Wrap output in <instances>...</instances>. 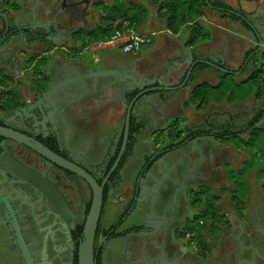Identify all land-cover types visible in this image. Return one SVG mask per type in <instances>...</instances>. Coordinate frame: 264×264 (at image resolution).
Instances as JSON below:
<instances>
[{
  "label": "flooded vegetation",
  "instance_id": "af4514ba",
  "mask_svg": "<svg viewBox=\"0 0 264 264\" xmlns=\"http://www.w3.org/2000/svg\"><path fill=\"white\" fill-rule=\"evenodd\" d=\"M234 12L238 15L234 20H239L246 34L254 39L238 69L231 70L237 74L251 64L264 45V17L259 20L257 13L247 14L238 8ZM18 20L0 16V53L3 47L10 54L11 48L4 46L8 41L54 40L58 31L71 28L55 19H33L20 24ZM219 62L229 69L225 62ZM135 74L139 76L138 70ZM138 86L142 87L123 91V118L112 135L106 136L84 133L91 128L90 113H81L69 105H38L33 98L20 100L10 108L4 100L0 101V126L25 134L30 142L42 144L72 167L48 159L22 141L0 135V264H86V227L98 195L101 209L93 237V264H185L180 253L174 252L176 246L169 245V236L179 234L176 230L186 225L183 202L190 186L186 180L193 179L195 164L204 157V140L219 142L222 136L238 131H232L233 119L229 117L214 128L206 127L204 118L202 126H183L181 143L169 146L168 123L161 145L151 147L158 128L147 125L140 111L135 110L137 102L149 94L139 92L150 86L142 82ZM133 98L134 120H129L122 150L126 109ZM259 109H264V105ZM66 112L71 117L80 114L78 128L83 132L79 135L69 137L62 133ZM262 114L260 124L264 111ZM253 115L242 125V132ZM131 126L136 127L134 133L129 131ZM143 142L141 158L134 167L136 152ZM184 148L189 149L183 151ZM171 152L181 155L173 159ZM193 152L198 155L194 163L189 159ZM24 169L36 174L38 182L26 177ZM204 186L198 183L191 190L197 192ZM242 232L241 227L236 234L241 251L227 253L218 264H252L243 256L244 249L252 244L243 243ZM196 257L203 258L198 254Z\"/></svg>",
  "mask_w": 264,
  "mask_h": 264
},
{
  "label": "rangeland",
  "instance_id": "374dc122",
  "mask_svg": "<svg viewBox=\"0 0 264 264\" xmlns=\"http://www.w3.org/2000/svg\"><path fill=\"white\" fill-rule=\"evenodd\" d=\"M93 1L95 0H8L7 4L5 0H0V16L6 15L9 18L13 17L15 20L19 19V24L23 22L26 23L33 19H38L41 22L48 19H55L57 22H63L64 25L71 27L84 24L80 15L75 14L80 13V11L84 9L83 17L88 23V28L97 21L99 16V12L95 11L91 6ZM104 1L107 3L111 2V0ZM136 1L144 5L155 7L148 0ZM224 1L230 4L234 9L238 8L240 11H244L247 14L253 12L257 13L259 20L264 17V0ZM205 12L206 15L203 16L205 20L222 26V28L217 30L218 28L216 26L210 25L211 28L216 29L213 31L219 34V42H222V50L227 58L225 61L223 59V62H225L230 70L238 69L246 55L245 51L250 49L254 39L246 34V30L242 28L239 20H231L227 15H221L215 10L206 9ZM72 13L75 14L74 17L71 15ZM204 26L208 28L207 23L204 24ZM38 30L43 33L41 27H39ZM52 43V39H45V41L42 40L41 42L31 41V43H24L17 39L13 42L8 41L4 46H6V48L9 46L8 49L11 48V52L8 54L10 58H7L9 64L11 62V68L20 71L24 60L26 61L29 56L32 57L34 54H39L42 48H45L47 45L50 46ZM228 43L230 45H228ZM94 46L100 50L103 49L102 47L112 45L96 46V44H94ZM261 48L262 49L256 55V62L258 63L257 68L261 62V53L264 51V45ZM120 51L121 50L115 49L112 52L118 53ZM10 59L12 60L10 61ZM257 68L252 67L251 63L244 71L237 73L236 78H244L251 70H256V75L257 77L260 76V83H262L264 81V75H261V71L257 70ZM3 71L5 72V70ZM6 71L12 78V74H14L12 70L9 68L6 69ZM219 73L218 71L214 73L206 71L202 77H197L195 80L192 78L190 84L199 81L216 83L221 76V73ZM14 78L18 81V86L14 89V92L17 93L20 100L25 101L27 97L33 99L39 96L35 93V89L32 88L31 74L26 73L20 78ZM4 88L0 87V89ZM182 95H185L187 99L181 103V111L179 109H172L171 107L169 113V126L171 123L175 122H180L179 124L182 126L189 125L190 127H195L197 124L202 126L204 125L202 122L203 118H206L207 124L205 126L214 128L215 125H220L224 119L227 120L229 117L233 119L234 125L232 131H240L246 120L262 105V101L259 98L257 99L251 95L234 102H228L225 98H222L220 101L211 100L206 105L197 107L191 100L190 90H187V92ZM113 105L116 106V103ZM118 113L123 114L122 107H120ZM262 125H264V121ZM165 127V124L157 127V136L153 138L155 143L151 144V147L156 143L161 145L160 141L165 132ZM151 128L155 129L154 127ZM243 136H246V134L243 133ZM140 138L144 139L143 134L140 135ZM139 148L134 158L135 162L132 165L134 167L141 158L144 142ZM187 149L189 148H184L183 151ZM203 149L204 157L195 164L193 179L190 177L186 180L190 186L188 190H186L187 197L183 202V218L184 224H186L188 222L187 220H190L199 209L204 207L203 199H205V193L202 192L201 189L197 190V192L195 189H191L198 183L205 185L204 187H208L214 208L217 209L215 223L208 224L206 229L202 231V233L207 236L208 251H204V249L196 243V240L192 238L191 234L186 231L185 226L183 227L182 225L176 230L179 234L169 236V245L172 244L176 246L174 252L177 251L180 253L179 255H181L185 264H201L203 261L204 264H218L219 258L223 261L224 255L227 253L230 255L231 253L241 251L237 241V235L242 227V235L244 236L243 243L245 245L252 244V247L244 249L243 256L249 260L251 259L252 264H264V188L261 185L262 180L256 178L254 176V170H251L247 174L246 196L241 198V201L238 202L234 201L231 196L233 184L229 179V172L230 170L236 171L239 169L242 162L248 158L249 153L242 148L238 142L229 138L221 139L219 142L211 139L204 140ZM170 154V157L173 159L181 155V153L177 152H171ZM197 156V153L193 152L189 157L190 161L194 163ZM199 198L201 200H198ZM185 220L187 222H185ZM169 254L171 255V253ZM197 254L203 256V258H197Z\"/></svg>",
  "mask_w": 264,
  "mask_h": 264
},
{
  "label": "crops",
  "instance_id": "0c3cea01",
  "mask_svg": "<svg viewBox=\"0 0 264 264\" xmlns=\"http://www.w3.org/2000/svg\"><path fill=\"white\" fill-rule=\"evenodd\" d=\"M146 6L148 7V14L144 23L136 31L148 34L149 40L134 52L113 53L112 51L115 49L121 50L115 45L105 46L102 47L103 49L98 50L93 42L82 48L79 39L68 37L58 44L53 42L52 46L47 45L42 48L36 59L28 67H25L24 63L26 62L24 60L19 71L11 68V62L9 64L7 59L10 57L2 47L0 67L5 70V73H7L6 69L9 68L14 73L12 74L13 83L9 87L17 88L18 81L14 77L20 78L26 73L31 74V66L39 58L46 57V63L42 67L49 77L47 87L70 79L68 83L50 96L54 104L69 105L81 113L83 111L90 113L91 128L85 129L84 133L93 136H106L112 135L114 127L118 128L123 118L118 110L120 107L124 108L125 106L124 90L139 87L140 82L147 86L157 85L159 75L164 72L163 65L175 67V62L181 61L180 67L171 73L174 80H171L169 76L162 79L163 84L166 85L169 82L176 83L178 75L187 65L184 60L175 58L180 49L191 47L192 59H217L222 62L223 59L224 61L227 59L222 50V42H219V34L214 33L213 30L216 29L210 27V25H214L219 30L222 26L205 20L203 16L200 17L199 20L203 24L207 23L211 35L209 39H202L189 45L186 43L189 33L185 27L177 33L167 30L156 17L155 8L150 5ZM228 45L230 44L228 43ZM137 70L139 76L135 74ZM218 70L211 65L208 68L196 69L194 65L191 74L195 80L197 77H202L206 71L214 73ZM190 82L191 80H188L183 85L171 90H150L141 102H137L135 110L140 111V116L145 118L147 125L150 127L167 125L171 107L181 111V103L187 99L182 94L187 90H191V87L195 84H190ZM120 92L122 95H120ZM28 99L30 97L26 98V100ZM45 103L49 104L50 102L45 101ZM114 103H116V106L113 105ZM65 116V128L62 131L64 135L73 137L83 132L78 128L80 114L71 117L66 112Z\"/></svg>",
  "mask_w": 264,
  "mask_h": 264
},
{
  "label": "trees",
  "instance_id": "16d2710c",
  "mask_svg": "<svg viewBox=\"0 0 264 264\" xmlns=\"http://www.w3.org/2000/svg\"><path fill=\"white\" fill-rule=\"evenodd\" d=\"M155 7L156 17L163 23L164 27L177 33L181 28L188 30L189 38L186 43L189 45L197 43L199 40L210 37V30L199 20L206 15L205 10H215L221 15H227L230 19H238V15L230 4L224 0H148ZM8 4V0H5ZM95 11L99 12L96 22L90 27L80 29L74 32L70 37L79 39L81 47L87 44L108 38L117 31H126L129 29L137 30L145 20L148 14V7L136 0H111L110 3L104 0H95L91 4ZM75 13V12H74ZM80 15V13H75ZM74 14V15H75ZM74 17V16H73ZM81 17V15H80ZM75 26V25H74ZM73 27V26H71ZM52 46V45H50ZM48 50V49H47ZM37 54L28 57L25 61V67H28ZM256 55L252 58V67L257 68ZM46 57L39 58L30 68L32 88L36 94H40L48 85V74L43 65L46 63ZM260 64L257 70L264 75V51L261 53ZM209 65L203 62H196V69L208 68ZM192 79V74L189 81ZM13 78L6 74L0 67V101L8 107L17 106L20 98L10 88ZM264 81L260 83V76L257 77L256 70H251L244 78L237 79L235 73L227 71L221 72V76L216 83L209 81H200L195 83L190 90L192 102L197 107L206 105L211 100L220 101L225 98L228 102H234L238 99L253 95L259 98L264 105ZM8 87V88H6ZM262 88V89H261ZM4 90V91H1ZM6 97V100L4 99ZM260 108V107H259ZM257 109L253 117L247 122L246 131L240 130L232 133L230 136H222V139H233L244 148L249 156L246 158L239 169L230 170L229 179L233 184L231 196L234 201H241V198L247 194V174L254 170V176L262 180L261 185L264 188V125L258 123L262 117L264 109ZM131 122L134 116L130 117ZM180 122L171 123L169 126V146L179 145L182 140V125ZM136 127L130 128V132L135 131ZM191 133V132H190ZM243 133L246 136H243ZM228 167V166H227ZM205 193L204 207L199 209L185 225L192 238L196 240L204 251L207 248V236L202 233L208 224H214L216 221L217 209L214 208L213 201L210 198L208 187H202ZM198 200H201L200 198Z\"/></svg>",
  "mask_w": 264,
  "mask_h": 264
},
{
  "label": "water",
  "instance_id": "95a60500",
  "mask_svg": "<svg viewBox=\"0 0 264 264\" xmlns=\"http://www.w3.org/2000/svg\"><path fill=\"white\" fill-rule=\"evenodd\" d=\"M83 16H84V9H82V11H81V18L83 19L84 24L75 25V26L68 28L64 31H58V36H55V39L53 40V42L58 44L61 40H65L68 37H70L77 30L87 28L88 23ZM56 26L58 28H60L59 23H57ZM54 27H55V25H54ZM45 28H48V26H46ZM191 51H192L191 47H185L184 49L183 48L180 49L178 51L177 55H175V58L182 59L187 64L186 67L183 68V71H181V73L178 75L176 83H174L173 85H169V83H168L166 85V84H163L162 79L169 76V77H171V80H174L173 79L174 77H172L171 73H172V71H174L180 67V65L182 63L181 61L175 62V65H176L175 67H171V66L169 67V66H166L164 64L163 65L164 66V72L159 75V77L157 79V85L141 89L139 94L150 91V90H166V89L171 90V89H175V87L183 85L185 82H187L189 80V76L193 72L194 65L196 62H203V63H206L208 65L214 66L217 69H221L223 71H227L230 73L233 72V71L227 69L226 67L222 66L221 62H219L217 59H204V58L203 59L202 58L192 59L193 56H192ZM155 68H157V67H155ZM69 81H70V79L68 78L66 80H63V81L55 84V85H49V87H46L45 90L38 97H36V104H38V105L43 104L44 106H47L45 101H49L50 102L49 104L54 106V101L50 98V96L52 94H54L55 91L59 90V88L62 87L64 84L68 83ZM141 87L142 86H139V88H141ZM135 98L131 99L127 105L125 120H124V136H123L122 150H123L125 143H126L127 134H128V127H129V120H130L131 114L133 113L134 105L136 102ZM44 119H45V117H44ZM0 135L10 137L14 140L22 141V142L26 143L27 145H29L31 148H33L35 151L40 153L41 155L47 157L48 159H50V160H52L58 164H61L64 167L72 169V167L68 163H66L61 158H59L54 152L49 150L47 147L43 146L42 144H40L38 142H30L27 139V136L25 134H22L18 131H15L11 128L0 126ZM23 171H24L23 174H25L26 177H28L29 179H31L34 182H38V176L36 174H34L33 172L28 171L26 169H24ZM100 209H101V195H98L96 197L93 205H92L89 221H88V224L86 227V237H85V262H86V264H93V260H92V258H93V237H94L96 222H97V218H98L99 213H100Z\"/></svg>",
  "mask_w": 264,
  "mask_h": 264
},
{
  "label": "built area",
  "instance_id": "2783aa9c",
  "mask_svg": "<svg viewBox=\"0 0 264 264\" xmlns=\"http://www.w3.org/2000/svg\"><path fill=\"white\" fill-rule=\"evenodd\" d=\"M149 40L148 34H142L134 29L126 31H117L111 34L108 38L93 42L97 45H115L123 51L134 52Z\"/></svg>",
  "mask_w": 264,
  "mask_h": 264
}]
</instances>
